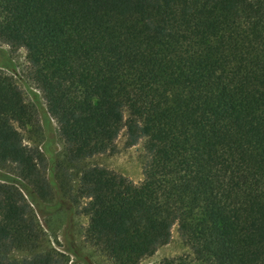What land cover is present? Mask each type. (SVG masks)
Segmentation results:
<instances>
[{"label":"trees","instance_id":"trees-1","mask_svg":"<svg viewBox=\"0 0 264 264\" xmlns=\"http://www.w3.org/2000/svg\"><path fill=\"white\" fill-rule=\"evenodd\" d=\"M0 42L25 52L97 253L138 264L175 226L190 254L159 264H264V0H0ZM29 95L0 73V264H61L31 207L57 190L20 133ZM122 129L138 184L83 164Z\"/></svg>","mask_w":264,"mask_h":264},{"label":"rangeland","instance_id":"rangeland-1","mask_svg":"<svg viewBox=\"0 0 264 264\" xmlns=\"http://www.w3.org/2000/svg\"><path fill=\"white\" fill-rule=\"evenodd\" d=\"M27 72L28 65L24 50L21 48L11 50L0 42V73L14 79L27 101L31 102L29 91L38 94L37 120L39 127L30 131L20 130V133L24 144L37 148L42 154L43 162L40 168L48 178L54 180L57 190V194H54L51 199L38 198L40 208L31 205L44 233V245L50 252L57 254L56 257H60L61 264H112L84 240V230L88 221L81 214L80 209L86 200L78 198L75 192L76 170L64 161L63 146L59 140L56 123L51 118L48 121L43 119L42 110L46 109L45 105L40 93L28 79ZM124 116L126 115L124 114ZM125 140V132L122 129L115 140L113 153L94 155L83 164L106 168L135 184L140 183L143 179V141L140 140L137 144L127 147ZM6 172L12 179L15 178L11 170L8 169ZM14 183L16 186H20L19 183ZM189 254V248L182 242L174 226L169 242L159 247L152 256L142 259L138 264H159L163 259Z\"/></svg>","mask_w":264,"mask_h":264}]
</instances>
